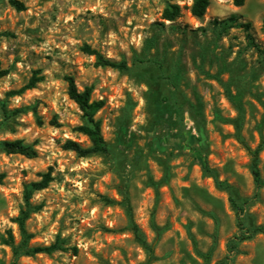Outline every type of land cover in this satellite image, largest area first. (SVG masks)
<instances>
[{"label":"rangeland","instance_id":"obj_1","mask_svg":"<svg viewBox=\"0 0 264 264\" xmlns=\"http://www.w3.org/2000/svg\"><path fill=\"white\" fill-rule=\"evenodd\" d=\"M19 1L20 12L0 0V107L14 112L0 142L22 140L36 156L0 149V233L20 240L13 219L23 185L50 172L31 199L41 208L26 222L28 246L59 237L68 250L14 264H264V234L251 233L264 227V185L236 139L238 129L254 149L264 137V0H210L200 19L193 0ZM172 4L180 16L165 21ZM83 45L127 69L96 66ZM32 76L42 79L9 96ZM66 76L104 101L95 118L108 156L62 148L67 139L89 145L73 131L83 119ZM257 169L264 182V148ZM230 197L248 239L238 240ZM124 199L152 256L130 229ZM0 259L12 261L1 244Z\"/></svg>","mask_w":264,"mask_h":264},{"label":"trees","instance_id":"obj_2","mask_svg":"<svg viewBox=\"0 0 264 264\" xmlns=\"http://www.w3.org/2000/svg\"><path fill=\"white\" fill-rule=\"evenodd\" d=\"M6 2L14 8L16 11H23L25 6L19 0H6ZM245 0H232V3L236 7H240L244 4ZM210 4V0H193V3L190 7V13L195 18H202ZM180 16V7L176 4L169 5L166 7L161 14V18L165 21L173 22ZM248 28V25L245 26ZM262 29L264 31V19L262 21ZM82 51L90 56L95 58V65L102 68H111L119 71L127 69V65L124 61H112L104 58L98 51L90 48L88 45L82 46ZM41 77L32 76L28 82L19 90L11 91L9 96H16L24 92L25 90L32 89L36 86L38 82L41 81ZM65 81L67 83V96L73 101L78 109L81 112L83 123L73 128L75 133L85 136L88 141V146H82L80 143L67 139L64 141L62 148L64 150L72 151L79 157H88L92 155H109V148L104 141L101 134V122L99 119L95 118L96 113L103 108L104 101L94 100L91 98L92 87L85 86L82 90H79L74 79L71 76H66ZM240 109V108H238ZM2 120L0 121V131L1 129H9V118L14 112H9L5 106L0 107ZM237 141L248 151L251 155V171L254 176V181L257 186H263L264 182L260 180L259 171L257 169L258 157L260 151L264 148V137L261 136L259 143L254 149H251L239 134L237 129ZM199 139L198 145L201 150L205 149V139L203 132L199 130ZM0 149L6 154H18L26 158H33L36 156V151L29 145L25 144L22 140L14 141H1ZM209 170L206 169V172ZM5 179V174L0 173V185L3 184ZM52 181L50 172H46L40 175V179L36 181H31L23 185L22 189V199L23 204L18 211V215L13 219V223L17 226L20 240L16 242L14 234L11 229L5 230L3 233H0V244L8 247L11 251L12 261L9 264H14V262L20 257H31L35 254H46L51 255L55 252H64L68 248L64 246V240L57 237L49 245L33 246L29 247L28 243L33 238V235L29 233L26 229V222L33 213H36L40 210V205H35L31 202L33 195L41 190H44L48 187L49 183ZM162 181L153 183V187L156 188L160 185ZM216 184L220 186L221 184L216 181ZM232 207L236 210L237 217V227L239 228L240 235L238 240L248 239L246 233L249 232L244 228L243 221L240 219L241 207L237 205L235 200L229 198ZM109 204H114V200H107ZM125 207L130 219V229L140 244L146 249L149 256H152L153 249L150 246H147L145 241L142 239L137 225L132 220V209L128 199H124ZM153 229L156 230L153 225ZM261 232L264 234V227L254 228L251 230V233ZM0 264H5L4 261L0 259Z\"/></svg>","mask_w":264,"mask_h":264}]
</instances>
